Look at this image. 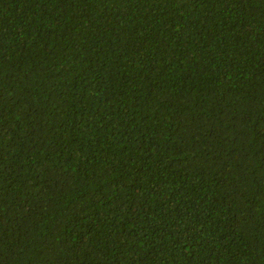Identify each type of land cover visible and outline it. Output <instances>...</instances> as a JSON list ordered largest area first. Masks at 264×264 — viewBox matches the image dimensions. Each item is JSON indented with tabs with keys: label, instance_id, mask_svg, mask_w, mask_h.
Segmentation results:
<instances>
[{
	"label": "trees",
	"instance_id": "16d2710c",
	"mask_svg": "<svg viewBox=\"0 0 264 264\" xmlns=\"http://www.w3.org/2000/svg\"><path fill=\"white\" fill-rule=\"evenodd\" d=\"M0 264H264V0H0Z\"/></svg>",
	"mask_w": 264,
	"mask_h": 264
}]
</instances>
